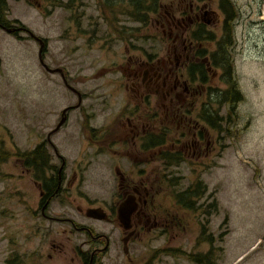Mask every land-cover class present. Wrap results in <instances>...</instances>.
Masks as SVG:
<instances>
[{"label":"rangeland","instance_id":"obj_1","mask_svg":"<svg viewBox=\"0 0 264 264\" xmlns=\"http://www.w3.org/2000/svg\"><path fill=\"white\" fill-rule=\"evenodd\" d=\"M83 1L89 6L82 8L84 16L81 26H77L71 12L51 9L45 2L41 1L38 8L22 0H6V19L19 21L36 37L44 39V63L51 69H63L71 87L85 97L77 104L76 96L64 87L60 76L43 69L35 40L22 32L13 36L0 29V150L14 154L0 165V264H80L75 251L83 236L69 231L63 233L65 225L43 219L37 205V187L31 183L28 171L15 153L32 151L50 130L60 127V114L67 107L69 124L73 127L76 123L77 129L88 118H94L92 125L108 121L111 126L121 119L129 94L116 88L120 80L110 73L122 63L126 44L142 46L149 53H165L170 41L162 37L161 29L156 30L153 22L157 15L164 16L180 0H164L159 14L151 15L149 25L140 30L139 38H144L139 44L137 37L124 40L122 31L105 27L94 0ZM230 2L235 12L230 38L235 39L237 46L230 50L229 58L232 76L235 77V70L240 74L237 81L242 97L235 112L227 105L220 107H223L220 113L230 122L226 128L225 150L207 159L208 166L203 171L195 166L171 171L182 178L180 190L197 180L205 184L214 193L217 211L208 219L201 213L195 218L194 211L180 213L179 210L174 231L160 234V231L145 229L132 239L136 242L128 246L129 256L118 242L116 225L93 223L111 242L103 264L140 261L195 264L186 253L204 254L210 250L215 263L220 253L217 264H264V30L260 28L264 23V0ZM90 21L98 23L99 30L91 32ZM122 21L123 25L137 27L135 23ZM214 81L213 86L226 89L221 79ZM197 90L200 92L199 86ZM80 138L67 128L51 140L70 164L82 159L85 144ZM68 140L69 144H62ZM106 161L110 162L108 157L93 163L80 175L72 196L59 201L55 198L47 215L57 219L63 213L62 208L69 204L65 214L79 218L77 206L85 210L93 204L104 208L108 203L112 205L115 174ZM169 186L161 191L169 192L172 190ZM162 203L170 207L167 198L163 197ZM170 208L166 210L169 214L173 210ZM208 235H214L211 246L203 242ZM61 243L62 251L52 248V244L59 247ZM220 248L221 252H217ZM171 251L176 257L170 256Z\"/></svg>","mask_w":264,"mask_h":264},{"label":"flooded vegetation","instance_id":"obj_2","mask_svg":"<svg viewBox=\"0 0 264 264\" xmlns=\"http://www.w3.org/2000/svg\"><path fill=\"white\" fill-rule=\"evenodd\" d=\"M234 20L235 12L230 0H190L187 3L180 0L164 16L157 15L153 22L156 30L161 29L162 37L170 41L165 53H149L142 46L131 47L126 44L122 63L118 70L110 73L116 74L120 80L116 88L129 94L123 117L112 126L108 121L92 125L94 118H88L84 113L88 119L83 124L79 123L77 129L76 123L73 127L69 124L66 113L69 109L65 113L62 110L60 116L65 118L64 123L50 130L46 139L39 143L47 151L48 168L36 167V164L26 167L31 183L38 190V210L43 219L65 225L63 233L69 231L83 236L75 251L78 263L103 264V258L110 249L109 237L93 223L116 225L118 242L129 256L128 246L136 242L132 239L140 236L145 229H153L156 233L160 231V234L174 231L179 210L180 213L185 212L183 210L194 211L195 218L201 213L202 217L206 215L209 219L216 213L217 210L209 208L210 203L215 201L214 193L209 192L205 184L197 180L180 190L182 178L171 171L183 166H195L203 171L208 166L207 159L225 150L226 128L230 122L220 113L223 109L220 107L227 105L234 111L242 97L240 82L237 81L240 74L235 70V77L232 76L229 58L230 50L234 45L237 46L235 39L230 38V25ZM260 28L264 30V23ZM143 38H138L136 42L139 44ZM60 77L64 84L69 83L65 73ZM215 79H221L226 89L213 86ZM215 91L234 92L235 99L225 104L221 99L212 97ZM71 93L76 96L77 104L85 97L80 91V98L74 91ZM234 112L233 116L236 117ZM67 128L72 129L76 138L82 135L80 141L85 144L80 156L82 159L73 160L70 164L51 140L56 133ZM151 138H154V144ZM69 143L70 140L62 142L64 145ZM105 157L110 160L106 161L109 170L115 174L113 204L108 203L106 208L93 204L86 206L85 210L77 206L79 218L65 214L64 209L69 204L62 208L63 213L57 219L47 215L52 201L55 198L58 201L70 198L78 187L80 175ZM83 160L85 163H82ZM172 181L176 185H172ZM198 184L205 186L204 193L193 200L192 210H187L184 205L193 197L184 198L182 195L188 188ZM168 186L172 190L163 193L161 190ZM163 197L168 199L173 209L171 214L166 211L171 208L162 203ZM130 208L133 209L130 228L124 230L119 215ZM90 209H97L98 214H104V220L88 216ZM214 241V235L203 239L208 246ZM63 247L62 243L59 247L52 244V248L59 252ZM221 249L217 252H221ZM209 252L186 253V256L199 264L198 261L206 260ZM210 256L213 264H217L220 253L216 263L212 252ZM135 264L154 263L140 261Z\"/></svg>","mask_w":264,"mask_h":264},{"label":"trees","instance_id":"obj_3","mask_svg":"<svg viewBox=\"0 0 264 264\" xmlns=\"http://www.w3.org/2000/svg\"><path fill=\"white\" fill-rule=\"evenodd\" d=\"M29 6L36 5L38 8H41V1L45 2L46 5L51 7V9H64L67 12H71L77 26H81V19L84 16L83 7L89 6L88 2L83 0H22ZM164 0H94V6L96 10L101 12L103 16V23L105 27L111 28L113 30L122 31L123 39H132L134 37H139V32L142 28H146L150 23V16L157 15L161 11ZM7 2L6 0H0V28L13 29L17 26L22 27L21 23L17 20L6 19L7 16ZM50 12V11H49ZM104 12L107 13V16L104 15ZM122 20H127L131 23L137 24V27L126 26L122 24ZM107 24V25H106ZM90 27L92 28L91 32L99 30L98 23L90 21ZM125 40V39H124ZM212 97H217L222 100L225 104L230 103L234 100V92H225L219 93L215 91L211 94ZM152 143L154 144V138H151ZM11 158L14 154H10L6 151L0 150V165L3 164L9 157ZM15 157L18 158L23 166L27 167L32 164H36V167L47 169L48 167V155L43 144L37 146L32 151L21 152L17 151ZM172 185H176L174 182ZM200 186L203 187V190L200 191ZM205 186L195 185L193 188L190 187L186 190L184 198L193 197L192 200L187 201L184 207L189 210H192L194 205L193 200L198 197V195H203ZM210 209L216 210V202H211L209 205ZM175 251V250H174ZM173 255V251H171ZM209 252L206 260L198 261L199 264H210Z\"/></svg>","mask_w":264,"mask_h":264},{"label":"water","instance_id":"obj_4","mask_svg":"<svg viewBox=\"0 0 264 264\" xmlns=\"http://www.w3.org/2000/svg\"><path fill=\"white\" fill-rule=\"evenodd\" d=\"M7 33H11V30H5ZM32 37H34V39L38 42L39 44V53H38V57H39V61L40 63L42 64V66L44 67V69L49 72V73H60L62 74V70L61 69H49L44 63H43V59H42V51H43V48H44V42L39 39V38H36L35 36L32 35ZM65 118H62L61 122L59 123L60 125L64 122ZM98 210H95V209H91L89 210L88 212V216L90 217H93V218H96V219H99V220H102L105 218L104 214H98L97 213ZM133 209H129L127 212H125L124 214H120L119 215V220H120V223L122 224V227L124 230H128L130 228V225H129V222H130V215L132 213Z\"/></svg>","mask_w":264,"mask_h":264},{"label":"bare ground","instance_id":"obj_5","mask_svg":"<svg viewBox=\"0 0 264 264\" xmlns=\"http://www.w3.org/2000/svg\"><path fill=\"white\" fill-rule=\"evenodd\" d=\"M235 97V96H234ZM235 99V98H234Z\"/></svg>","mask_w":264,"mask_h":264}]
</instances>
